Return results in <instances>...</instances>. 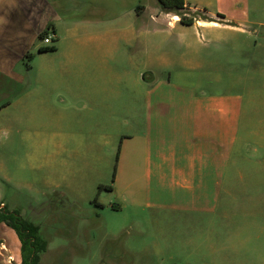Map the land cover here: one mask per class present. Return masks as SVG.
<instances>
[{
	"label": "crops",
	"instance_id": "obj_1",
	"mask_svg": "<svg viewBox=\"0 0 264 264\" xmlns=\"http://www.w3.org/2000/svg\"><path fill=\"white\" fill-rule=\"evenodd\" d=\"M91 5L83 21L88 33L79 36L77 22L69 28L76 80L42 84V91H54L46 99L53 173L85 198L92 140L122 135L109 190L120 207L148 216H222L221 247L264 260V37H171L156 27L161 37H127L116 10L109 12L103 0ZM51 6L48 0H0V77L15 80L0 84L2 108L22 110L41 88L14 69L49 25L47 35L59 43ZM186 7L207 8L216 19L196 20L192 26L200 34L230 29L264 36V0H186ZM165 20L174 29L181 23L162 9L152 16L154 25ZM134 31L142 32L132 27L130 35H138ZM237 68L247 75L237 79ZM241 83L247 99L232 92ZM0 204L8 207L3 199ZM21 262L19 236L0 224V264Z\"/></svg>",
	"mask_w": 264,
	"mask_h": 264
},
{
	"label": "rangeland",
	"instance_id": "obj_2",
	"mask_svg": "<svg viewBox=\"0 0 264 264\" xmlns=\"http://www.w3.org/2000/svg\"><path fill=\"white\" fill-rule=\"evenodd\" d=\"M48 1L52 5L49 19L57 25L59 43L52 40L50 45H45L38 35L31 55L21 59L14 69L25 77L24 81L37 83L41 88L22 110L18 106L10 109L0 106V199L10 211L18 212L39 228L40 237L47 241L46 251L40 253V264H264V260L255 261L253 255L245 259L228 254L226 248L221 247L226 243L227 230V219L222 216L165 212L154 216L143 212L137 215L131 206L120 207L121 202L113 191L100 190V185L113 186L122 135L92 140L91 168L86 173L91 187L90 195L85 198L75 186L71 187L53 173L52 117L50 106L46 108L51 103L46 99L51 98L54 91H44L46 88L42 91V84L66 85L76 80L72 75L75 58L72 40L68 38L69 28L77 22L79 36L88 33L83 21L95 9L91 4L96 0ZM103 2L109 12L116 10L121 16L127 37H161L162 33L154 27L171 33V37H180V33L185 37H264L260 33L250 36L230 29L200 34L197 26L179 23L174 29L168 20L154 25L152 16L161 10L157 0ZM188 11L205 14L202 9ZM132 27L141 28L142 32L134 31L138 35H130ZM255 27L249 26L252 30ZM43 45H58L59 49L40 52ZM82 66V62L76 64L77 68ZM236 71L237 79L247 75L242 69ZM3 78L0 84L15 81ZM2 91L0 100L4 99ZM232 92L245 99L249 97L243 83Z\"/></svg>",
	"mask_w": 264,
	"mask_h": 264
},
{
	"label": "trees",
	"instance_id": "obj_3",
	"mask_svg": "<svg viewBox=\"0 0 264 264\" xmlns=\"http://www.w3.org/2000/svg\"><path fill=\"white\" fill-rule=\"evenodd\" d=\"M160 8L168 13H173L180 17V21L185 25H192L196 20L203 19L213 21L216 20L214 17L208 14L207 8L202 9L205 14H198V12L191 13L186 7V0H157ZM189 14V15H187ZM218 16L224 18V15L218 13ZM51 28L49 25L44 29L39 36L44 38ZM56 45L41 47L40 51H51L55 50ZM27 54L26 56H30ZM101 189L111 190V185H100ZM6 223L8 226L13 228L21 241V264H40V253L46 251L47 241L42 239L39 235V228L32 222L23 218L18 212L10 211L5 206L0 204V224Z\"/></svg>",
	"mask_w": 264,
	"mask_h": 264
},
{
	"label": "built area",
	"instance_id": "obj_4",
	"mask_svg": "<svg viewBox=\"0 0 264 264\" xmlns=\"http://www.w3.org/2000/svg\"><path fill=\"white\" fill-rule=\"evenodd\" d=\"M195 9H197V8H195ZM43 40H44V43L45 44H47V45H50V43L52 42V37L50 36V35H46L44 38H43Z\"/></svg>",
	"mask_w": 264,
	"mask_h": 264
}]
</instances>
